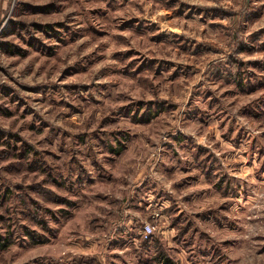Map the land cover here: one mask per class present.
Instances as JSON below:
<instances>
[{
    "label": "rangeland",
    "instance_id": "374dc122",
    "mask_svg": "<svg viewBox=\"0 0 264 264\" xmlns=\"http://www.w3.org/2000/svg\"><path fill=\"white\" fill-rule=\"evenodd\" d=\"M0 235V264H264V0H0Z\"/></svg>",
    "mask_w": 264,
    "mask_h": 264
},
{
    "label": "trees",
    "instance_id": "16d2710c",
    "mask_svg": "<svg viewBox=\"0 0 264 264\" xmlns=\"http://www.w3.org/2000/svg\"><path fill=\"white\" fill-rule=\"evenodd\" d=\"M0 243H1V249L5 248V246L8 244L7 241H2L1 235H0ZM156 259L159 261L160 264H177L174 259L164 253H161L157 255Z\"/></svg>",
    "mask_w": 264,
    "mask_h": 264
},
{
    "label": "built area",
    "instance_id": "2783aa9c",
    "mask_svg": "<svg viewBox=\"0 0 264 264\" xmlns=\"http://www.w3.org/2000/svg\"><path fill=\"white\" fill-rule=\"evenodd\" d=\"M153 224L148 222L144 225L143 232L146 237H148L153 232Z\"/></svg>",
    "mask_w": 264,
    "mask_h": 264
}]
</instances>
